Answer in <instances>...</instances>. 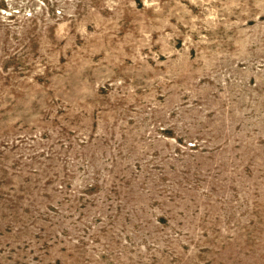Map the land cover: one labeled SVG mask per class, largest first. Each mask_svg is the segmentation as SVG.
<instances>
[{
  "label": "rangeland",
  "instance_id": "rangeland-1",
  "mask_svg": "<svg viewBox=\"0 0 264 264\" xmlns=\"http://www.w3.org/2000/svg\"><path fill=\"white\" fill-rule=\"evenodd\" d=\"M0 264H264V0H0Z\"/></svg>",
  "mask_w": 264,
  "mask_h": 264
}]
</instances>
